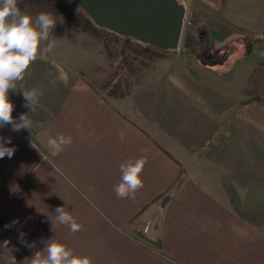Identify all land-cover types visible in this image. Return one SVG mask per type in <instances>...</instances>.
<instances>
[{
    "label": "crops",
    "instance_id": "0c3cea01",
    "mask_svg": "<svg viewBox=\"0 0 264 264\" xmlns=\"http://www.w3.org/2000/svg\"><path fill=\"white\" fill-rule=\"evenodd\" d=\"M178 1L198 22L190 38L204 48L196 71L232 81L251 70L257 38L264 35V0ZM75 5L18 0L23 13H51L57 22L42 45L51 43V51L8 94L14 119L27 114L33 124L19 132L0 128V137L11 139L6 146L15 148L12 158L0 159V264H31L52 239L93 264H264V81L257 103L200 76L176 101L147 91L137 78L130 83L138 87L128 92H91L85 71L91 48L87 31L75 27ZM84 21L89 30V19ZM200 31L209 44L201 43ZM239 37L252 39L243 61L218 58L223 40ZM33 88L42 95L28 107L23 91ZM221 117L227 135L234 127L244 134L252 127L257 156L234 152L232 135L224 160L197 156L210 144L218 152ZM60 133L72 143L55 149L49 141ZM141 156L148 160L143 188L134 199H118L119 165ZM201 161L222 167L202 171ZM60 206L81 231L56 222Z\"/></svg>",
    "mask_w": 264,
    "mask_h": 264
},
{
    "label": "rangeland",
    "instance_id": "374dc122",
    "mask_svg": "<svg viewBox=\"0 0 264 264\" xmlns=\"http://www.w3.org/2000/svg\"><path fill=\"white\" fill-rule=\"evenodd\" d=\"M75 14L74 24L75 27L81 28L83 33L87 31L89 44H90V62L88 70L85 69L86 73L91 79L90 91L99 93L104 90L107 94L114 92H128L136 87L137 85H131V80L136 78L146 83L147 91H153L154 93H160L164 95H171L173 101L177 100V95L184 93L188 90L189 82L195 77L207 81L216 82L225 91L241 92L245 96H248L249 102H255L259 100L260 81H264V35L260 38V45L254 52L255 58L252 57L251 61L254 65L251 70L248 67L240 75H235L233 80L229 77H217L215 75H204L199 70L196 71V65L199 52L204 50L200 48L198 44H195L190 38L193 37L192 32L195 31L198 22L193 19V12L186 5V17L183 26V33L181 41L177 47L165 48L153 45L151 43H145L133 36L123 35L115 32L104 26H99L82 8L80 4L75 1ZM89 19L90 26L87 30L85 21ZM83 25V26H82ZM78 28V29H79ZM200 40L203 45L209 44L206 35L200 31ZM193 39V38H192ZM252 39L239 37L238 39L228 38L224 39L219 48V56L221 54L228 55V63L243 61L248 54V48ZM210 42V39H209ZM199 43V44H201ZM196 45V46H195ZM207 47V46H205ZM198 51V52H197ZM96 58H95V57ZM222 57V56H221ZM259 61V62H258ZM228 64V65H229ZM242 66V65H241ZM219 67L226 68L225 66L219 65ZM194 75V76H193ZM194 77V78H193ZM95 83V84H93ZM123 88V89H121ZM205 89L198 88L197 91H205ZM136 91V90H135ZM191 91H194L192 86ZM258 98V99H257ZM226 119L221 117L219 119V132L215 137L214 144L218 148V152L214 153L216 149H212L213 146L210 144V148L206 153V149L200 150L201 158H209L211 156H219L218 159H223L226 155L225 146L232 144L230 135L234 137V141L238 142V149L234 152L244 156H257L258 150L253 145V138L258 134L254 133L252 127L246 126L245 134L241 132L242 127H234V133L227 135ZM239 130V132H237ZM244 137L245 140L242 142L241 139ZM228 139V140H227ZM249 139V140H248ZM213 145V142H212ZM196 156V158H197ZM196 163V162H195ZM202 171L207 168L217 167L218 170L222 166H214L206 164V162H200ZM223 167H230L225 165ZM252 167V166H251ZM256 167V166H254ZM166 200V199H165Z\"/></svg>",
    "mask_w": 264,
    "mask_h": 264
},
{
    "label": "clouds",
    "instance_id": "9594fccd",
    "mask_svg": "<svg viewBox=\"0 0 264 264\" xmlns=\"http://www.w3.org/2000/svg\"><path fill=\"white\" fill-rule=\"evenodd\" d=\"M55 16L41 12L33 18L18 7V0H0V128L7 125L19 132L29 130L33 122L27 114H21L17 122L12 113L14 105L9 99V90L17 89V82L23 81L30 65L51 51L48 41L51 30L56 26ZM42 95L37 89L23 91L27 106L37 103ZM32 110V109H31ZM7 141L0 137V159L12 158L14 147H7ZM72 137L60 133L49 141L51 147L61 149L71 145ZM148 163L147 157L130 158L119 165L121 179L114 186L118 199H134L137 191L143 188L142 172ZM55 220L65 225L72 233L82 230V225L65 207L55 209ZM31 264H93L91 257L74 254L73 250L62 242L50 240L43 251H36Z\"/></svg>",
    "mask_w": 264,
    "mask_h": 264
},
{
    "label": "water",
    "instance_id": "95a60500",
    "mask_svg": "<svg viewBox=\"0 0 264 264\" xmlns=\"http://www.w3.org/2000/svg\"><path fill=\"white\" fill-rule=\"evenodd\" d=\"M99 25L165 48L181 41L186 8L178 0H75Z\"/></svg>",
    "mask_w": 264,
    "mask_h": 264
}]
</instances>
